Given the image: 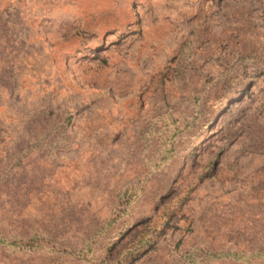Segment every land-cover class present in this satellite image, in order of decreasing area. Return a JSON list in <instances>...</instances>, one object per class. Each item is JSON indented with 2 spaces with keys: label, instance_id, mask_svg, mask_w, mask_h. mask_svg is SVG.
<instances>
[{
  "label": "rangeland",
  "instance_id": "1",
  "mask_svg": "<svg viewBox=\"0 0 264 264\" xmlns=\"http://www.w3.org/2000/svg\"><path fill=\"white\" fill-rule=\"evenodd\" d=\"M0 264H264V0H0Z\"/></svg>",
  "mask_w": 264,
  "mask_h": 264
}]
</instances>
